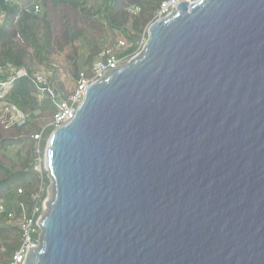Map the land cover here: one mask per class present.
Wrapping results in <instances>:
<instances>
[{
	"label": "water",
	"instance_id": "obj_1",
	"mask_svg": "<svg viewBox=\"0 0 264 264\" xmlns=\"http://www.w3.org/2000/svg\"><path fill=\"white\" fill-rule=\"evenodd\" d=\"M23 264H264V0L180 2L50 133Z\"/></svg>",
	"mask_w": 264,
	"mask_h": 264
},
{
	"label": "trees",
	"instance_id": "obj_2",
	"mask_svg": "<svg viewBox=\"0 0 264 264\" xmlns=\"http://www.w3.org/2000/svg\"><path fill=\"white\" fill-rule=\"evenodd\" d=\"M162 1L38 0L40 12L33 13L19 12L16 5L0 0V65L25 67L30 74L40 72L38 66L49 69L47 84L56 100H65L71 91L59 80L58 70L51 64L53 56L64 55L75 80L81 73L91 78L92 64L115 44L117 35L127 42L119 52L121 57L140 49L143 33L157 18ZM131 6L139 7V11L130 13ZM9 96L22 112L30 113L20 126L5 128L0 122V201L18 217L21 204L31 214L40 183L47 186L50 182L45 172L40 176L34 169L30 152H21L32 143L33 133L45 127L43 137L48 135L55 106L52 99L40 96L29 78L16 80ZM45 196V192L40 194L39 205ZM5 221V214H0V264H11L21 245V232L18 229L14 234L3 226Z\"/></svg>",
	"mask_w": 264,
	"mask_h": 264
},
{
	"label": "built area",
	"instance_id": "obj_3",
	"mask_svg": "<svg viewBox=\"0 0 264 264\" xmlns=\"http://www.w3.org/2000/svg\"><path fill=\"white\" fill-rule=\"evenodd\" d=\"M11 5H16L18 11H26L38 13L40 12V4L38 0H6ZM196 0H163L160 4V7L157 11V16L161 17L163 15L170 14L171 11L177 8L180 2H187L189 4L195 2ZM129 11L132 14H136L139 11V7L131 6ZM157 17V18H158ZM147 36V29L144 31L142 40H141V49L144 46ZM115 44L107 48L102 52L98 58L92 64V77H87L83 73L80 75L78 80V86L76 90L70 94L65 100H56V95L54 90L47 84L45 76L42 73L36 72L30 74L25 67H15L12 65L2 66L0 65V122L5 128H9L13 125H22L30 117V113L22 112L16 104L11 100L9 96V91L12 88L14 82L18 79L29 78L36 85L39 93L41 95L47 96L53 100L55 106V112L52 117L50 125L53 129L67 123L70 121L76 112V108L81 102L83 95L87 87L94 81L105 78L111 72L119 69L120 67L127 64L131 58L135 55L121 57L119 52L127 47V42L122 37H117ZM140 49V50H141ZM139 50V51H140ZM127 58V60H126ZM44 129L40 132H35L32 135V138L35 142L34 154L41 152V141L43 138ZM42 160V166L44 170H47L44 166V158ZM42 166H40L42 168ZM37 165H35L36 170ZM22 189H18V193H21ZM39 195L36 193L33 196L35 201L34 207L31 214L29 215L26 212L25 206L21 204V212L18 216L19 220V229L22 235L23 244L21 247L14 253L13 260L11 264H23L26 258L27 251L30 247L38 248L40 245V231L41 227L39 225V213L41 209V204H38ZM0 214H5V217L8 221H11L15 218L14 211L8 210L4 203L0 201Z\"/></svg>",
	"mask_w": 264,
	"mask_h": 264
},
{
	"label": "rangeland",
	"instance_id": "obj_4",
	"mask_svg": "<svg viewBox=\"0 0 264 264\" xmlns=\"http://www.w3.org/2000/svg\"><path fill=\"white\" fill-rule=\"evenodd\" d=\"M118 36L119 35H117L116 38ZM146 38H147V36H146ZM139 50L137 52H139ZM126 60H127V58H126ZM51 64H52V66L57 68V70H58L57 73H58L59 80L62 83L65 84V86L68 88L69 92L71 91L70 94H72L76 90V88L78 86V81L75 80L72 77L71 72H70V67H69L68 63L66 62L64 55L57 54V55L53 56V58L51 59ZM37 69H39V71H40L39 73H43L44 76L50 74V70L45 68V67H43V66H38ZM40 96L41 97H47V96H44V95H41V94H40ZM51 121H52V119H51ZM51 121H50V123H51ZM50 123L47 126L51 127V130L49 131V133H48V135L46 137L42 138V141H41V145H42V147L40 149L41 152H38L37 154H34L35 142L33 140H32V143L29 142V146H27V148H24V150L21 152L22 154H25V151L28 150L30 152V156L32 158L33 167L35 168V165H37L36 171H38L39 175L41 176L42 173L45 172L46 176L49 178V181H50L47 186H45L43 183H40V187H39V190H38L39 192L37 194L40 196V194L45 192L46 196H45V198L42 201V205H41V209H40V213H39L38 219L40 217L41 218L44 217V215L48 212L47 204H48V202L52 201V199L54 197V182L49 177L48 170H44V168L42 166V163H43L42 160L40 162V158H42V157L44 158L46 142H47V139H48L50 133L53 130V128L50 125ZM44 129H45V127H44ZM33 134H35V133H33ZM10 154H12L11 151H10ZM40 166H42V168ZM19 225L20 224H19L18 217H15L13 220L5 221L3 223V226L7 227V229H12V231L14 230L13 231L14 234L18 233ZM41 233H42V229H41L39 234L41 235ZM20 242H21V245H22L23 244L22 235H21V238H20ZM21 245H20V247H21Z\"/></svg>",
	"mask_w": 264,
	"mask_h": 264
}]
</instances>
